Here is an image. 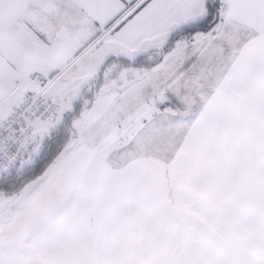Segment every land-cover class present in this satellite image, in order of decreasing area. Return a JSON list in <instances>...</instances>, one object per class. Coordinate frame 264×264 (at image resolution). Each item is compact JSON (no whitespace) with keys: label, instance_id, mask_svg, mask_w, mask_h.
I'll return each instance as SVG.
<instances>
[{"label":"snow or ice","instance_id":"snow-or-ice-1","mask_svg":"<svg viewBox=\"0 0 264 264\" xmlns=\"http://www.w3.org/2000/svg\"><path fill=\"white\" fill-rule=\"evenodd\" d=\"M0 264H264V0H0Z\"/></svg>","mask_w":264,"mask_h":264}]
</instances>
